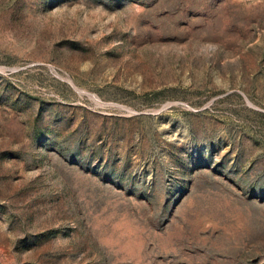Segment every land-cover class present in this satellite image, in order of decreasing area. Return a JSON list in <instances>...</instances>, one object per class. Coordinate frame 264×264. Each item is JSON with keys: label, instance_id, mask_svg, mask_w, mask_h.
<instances>
[{"label": "rangeland", "instance_id": "obj_1", "mask_svg": "<svg viewBox=\"0 0 264 264\" xmlns=\"http://www.w3.org/2000/svg\"><path fill=\"white\" fill-rule=\"evenodd\" d=\"M0 264H264V0H0Z\"/></svg>", "mask_w": 264, "mask_h": 264}]
</instances>
